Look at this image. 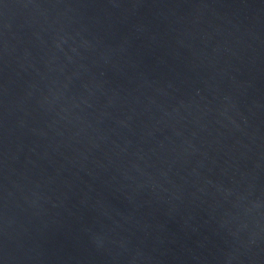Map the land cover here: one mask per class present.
I'll use <instances>...</instances> for the list:
<instances>
[{
	"label": "water",
	"instance_id": "obj_1",
	"mask_svg": "<svg viewBox=\"0 0 264 264\" xmlns=\"http://www.w3.org/2000/svg\"><path fill=\"white\" fill-rule=\"evenodd\" d=\"M0 264H264V0H0Z\"/></svg>",
	"mask_w": 264,
	"mask_h": 264
}]
</instances>
